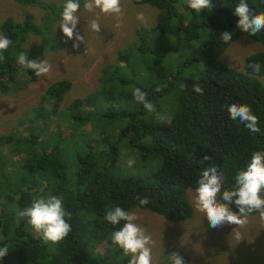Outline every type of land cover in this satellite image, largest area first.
Masks as SVG:
<instances>
[{"label": "trees", "instance_id": "1", "mask_svg": "<svg viewBox=\"0 0 264 264\" xmlns=\"http://www.w3.org/2000/svg\"><path fill=\"white\" fill-rule=\"evenodd\" d=\"M132 1L156 9L155 24L136 28L130 48L118 52L114 65L101 68L98 89L61 109L72 82L54 81L15 130L0 134V247L8 248L0 264H129L130 257L112 243L111 234L123 222L106 221L109 210L136 208L185 221L194 214L188 191L196 189L206 167L215 165L223 174L222 191L231 190L252 153L264 151V51L249 55L244 71L222 61L242 35L264 43V30L252 36L237 27L240 0H212V10L201 13L187 0ZM16 2L56 8L42 0ZM248 4L264 13V0ZM59 16L52 11L43 24ZM39 26L31 18L2 23L3 36L12 43L0 52V92L27 89L38 78L18 56L34 59L52 49L46 38L40 47H23L31 34L46 36L48 30ZM224 32L232 33L231 42H223ZM256 63L259 72L250 66ZM197 83L203 94L194 92ZM137 87L155 111L135 100ZM233 103L251 108L259 133L230 118L227 106ZM44 133L51 134V146ZM125 158L133 160L130 167ZM54 195L62 198L71 225L57 244L34 234L22 215L33 201ZM138 196L149 203L140 205ZM232 209L238 212L235 205Z\"/></svg>", "mask_w": 264, "mask_h": 264}, {"label": "rangeland", "instance_id": "2", "mask_svg": "<svg viewBox=\"0 0 264 264\" xmlns=\"http://www.w3.org/2000/svg\"><path fill=\"white\" fill-rule=\"evenodd\" d=\"M42 1L44 2L41 3L53 4L56 8L52 6L50 9L40 4L41 7L21 5L16 0H0V36H3L2 23L8 18L15 22L31 18L40 25L42 31L48 32L45 37L29 35L23 47L25 49L40 47L44 38L49 40L48 46H52L51 50H44L41 55L35 54L34 59L28 57L29 60H47L51 65L47 75L38 77L27 89L0 92V134L15 130L19 120L27 118L28 113L33 112L42 92L54 81L68 79L72 82L61 109L68 107L76 98L86 97L97 90L101 68L114 65L118 52L129 49L133 44L136 28L153 26L157 15V10L152 6L138 5L132 0H121L122 13L118 17L100 13L98 9L89 12L84 8L86 0H79L81 7L77 13L79 21L76 31L84 36V41L79 42V47L76 48L73 47L75 39L69 40L59 27L65 0ZM52 11H57L59 18L54 23L47 20L48 22L43 24ZM141 12L144 14L145 22L137 19V14ZM93 19L100 24V32L90 29L89 22ZM262 51L264 43L242 35L229 45L222 61L235 70L244 71L246 58ZM35 52L39 53L37 49ZM260 80L264 84V76H261ZM63 126L64 130L69 127L67 120ZM87 130L90 131L89 125ZM42 139L48 140V143L53 140L50 133H44ZM4 153L9 152L4 150ZM11 159L17 167L18 161L15 162L18 160L17 156ZM125 161L127 167L132 165L133 160L125 158ZM188 194L194 207V214L185 221L171 222L156 213L136 208L131 210L138 217L135 222L145 228L147 234L152 237L153 243L150 245L152 264H170L169 255L172 253H179L185 264H264V220H261L259 215H249L243 227L225 224L212 228L204 213L195 208V189H189ZM32 231L38 234L33 228Z\"/></svg>", "mask_w": 264, "mask_h": 264}, {"label": "clouds", "instance_id": "3", "mask_svg": "<svg viewBox=\"0 0 264 264\" xmlns=\"http://www.w3.org/2000/svg\"><path fill=\"white\" fill-rule=\"evenodd\" d=\"M188 6L197 13L204 9L212 10V0H187ZM79 0H65L61 12L60 28L69 39H75L73 47L78 48L79 42L84 41V36L76 31L80 10ZM84 8L91 12L98 9L100 13L106 15L119 16L122 13L121 0H86ZM234 15L239 17L237 27L255 36L264 30V13H255L250 9L248 0H240L235 8ZM137 19L145 22L143 12L137 14ZM92 31L100 32L101 27L96 19L89 22ZM75 34V36H74ZM221 39L225 43L232 41V33L224 32ZM12 41L6 36H0V52L6 50ZM4 57L0 55V60ZM18 63L27 69L35 72L37 77L47 75L51 70V65L47 60H29L21 53L18 56ZM255 72L260 71V64L250 65ZM160 89L157 88V91ZM194 92L203 94V88L197 83L193 86ZM133 96L138 103H141L147 112L155 111L153 104L147 100V94L140 88H136ZM227 111L231 119L239 120L251 132L259 133L258 118L252 113L248 105L233 103L227 106ZM209 157H205V160ZM234 186L231 190H223V174L218 172L215 165L206 167L200 174L198 186L195 189L194 205L197 211L204 213L210 227L217 228L225 224L238 225L243 227L252 213H258L259 218L264 220V151L252 153L251 161L246 170H241L235 176ZM140 205L149 203L148 197H137ZM232 205L238 209L233 211ZM28 218V223L38 233L41 234L45 242L57 244L64 240L71 232V225L66 220L68 215L63 206V200L59 196H50L47 199L33 201L32 205L22 213ZM104 219L112 225L122 227L114 231L112 243L123 251L125 256H129V264H152L153 243L150 234L146 229L138 225V219L134 212L125 210L122 207H115L109 210ZM235 231V230H234ZM239 239V234L237 233ZM8 248L0 247V258L7 254ZM170 264H185L183 257L179 253L169 255Z\"/></svg>", "mask_w": 264, "mask_h": 264}]
</instances>
